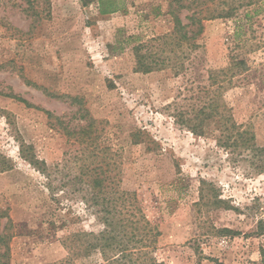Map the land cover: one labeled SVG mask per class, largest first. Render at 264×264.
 Instances as JSON below:
<instances>
[{"label": "rangeland", "instance_id": "374dc122", "mask_svg": "<svg viewBox=\"0 0 264 264\" xmlns=\"http://www.w3.org/2000/svg\"><path fill=\"white\" fill-rule=\"evenodd\" d=\"M170 1L119 0L118 11L102 15L97 1L51 0L46 19L27 13L24 0H0V150L16 162L13 170L0 172V230L8 217L14 224L10 264H55L68 256L66 236L103 228L83 200L88 186L68 183L81 175L82 163L98 164L101 154L69 137L47 113L72 119L71 127H77L85 124L72 118L81 105L96 121L99 146L111 149L120 189L135 191L148 219L162 231L161 260L259 263L262 240L255 230L264 215V173L252 174L248 163L230 160L211 132L198 137L173 117V104L195 102L208 83L207 70L227 65L235 22L206 21L199 39L203 48L179 76L169 69L134 71L136 41L127 38L147 40L172 31L173 19L166 13ZM157 6L160 15L153 10ZM187 14L182 13L184 22ZM247 57L258 66L264 49ZM63 95L81 102L73 105L68 97H58ZM225 98L234 118L264 145V84L252 76L239 79ZM139 130L145 142L134 143L131 135ZM17 137L35 147L51 176L20 157ZM201 179L222 189L234 209H199ZM224 227L237 234L221 235L217 228ZM99 262L94 254L75 264Z\"/></svg>", "mask_w": 264, "mask_h": 264}, {"label": "trees", "instance_id": "16d2710c", "mask_svg": "<svg viewBox=\"0 0 264 264\" xmlns=\"http://www.w3.org/2000/svg\"><path fill=\"white\" fill-rule=\"evenodd\" d=\"M24 1L28 6L27 13L33 11L32 15L38 18L51 17V0ZM91 1L99 3L102 15L120 9L119 0H83V3L88 4ZM153 10L156 15L162 14L161 6L154 7ZM184 11L188 12L187 22L182 17ZM166 13L173 19L172 31L147 40L137 36L127 38L126 41H136L131 49L134 71L151 73L169 69L175 76L183 74L190 67L186 63H195V54L203 48L199 39L205 32V22L215 19L233 20L234 48L227 65L207 70L208 83L201 88L195 102L173 104V117L178 126L198 137L211 132L217 145L229 153L231 161L248 163L252 174H263L264 145L258 143L257 136L250 127L234 118L225 93L235 86L237 80L250 81L251 76L253 81L264 84V61L253 66L247 57V53L264 49V0H171ZM58 97H68L73 105L81 102L78 97ZM15 98L32 106L24 98ZM47 113L50 118L56 119L59 128L69 137L93 146L102 157L98 164L82 163L81 175L70 177L68 183L76 185L79 182L88 186L89 195L84 196L83 200L94 210L103 228L99 231L80 230L66 236L63 244L68 250V256L55 264H75L77 259L88 258L94 254L100 255L99 264H166L157 255L162 231L148 219L137 193L120 189L118 173L112 174L118 166L116 167V161L110 156L111 149L106 147L105 150L99 146L101 134L97 133L99 129L95 125L96 121L89 118V113L82 105L72 118L78 122L84 121L85 124L77 127V124L71 127L72 119L64 121L62 117L54 116L48 111ZM141 134V130L132 133L134 143L145 142L141 139ZM17 139L20 157L44 176H51L46 160L38 156L35 147L23 138ZM99 157L100 155L97 158ZM108 158L113 162H108ZM15 167L16 162L0 150V172L10 171ZM49 187L51 190L58 189ZM222 195V189L213 181L201 179L200 197L195 205L199 209H234L231 201ZM13 226V221L8 217L5 228L0 230V264H10L9 242L15 235L10 229ZM217 231L223 236L237 234V231L227 227L217 228ZM255 234L262 240L258 264H264V215L257 220Z\"/></svg>", "mask_w": 264, "mask_h": 264}]
</instances>
